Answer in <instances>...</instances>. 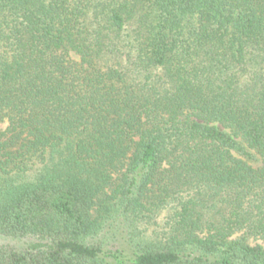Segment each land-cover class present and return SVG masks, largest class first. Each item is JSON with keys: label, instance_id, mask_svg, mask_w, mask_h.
Listing matches in <instances>:
<instances>
[{"label": "trees", "instance_id": "1", "mask_svg": "<svg viewBox=\"0 0 264 264\" xmlns=\"http://www.w3.org/2000/svg\"><path fill=\"white\" fill-rule=\"evenodd\" d=\"M0 264H264V0H0Z\"/></svg>", "mask_w": 264, "mask_h": 264}, {"label": "rangeland", "instance_id": "2", "mask_svg": "<svg viewBox=\"0 0 264 264\" xmlns=\"http://www.w3.org/2000/svg\"><path fill=\"white\" fill-rule=\"evenodd\" d=\"M7 127V122H0V128L5 129ZM24 241H19L17 239L0 235V244L1 243H13V244H23Z\"/></svg>", "mask_w": 264, "mask_h": 264}]
</instances>
